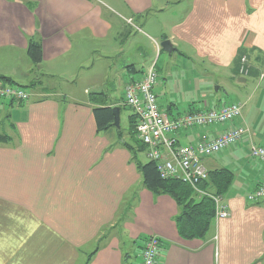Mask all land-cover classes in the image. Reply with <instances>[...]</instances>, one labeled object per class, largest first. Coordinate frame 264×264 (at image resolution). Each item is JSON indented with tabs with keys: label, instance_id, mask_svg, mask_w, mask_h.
<instances>
[{
	"label": "crops",
	"instance_id": "obj_1",
	"mask_svg": "<svg viewBox=\"0 0 264 264\" xmlns=\"http://www.w3.org/2000/svg\"><path fill=\"white\" fill-rule=\"evenodd\" d=\"M131 31L153 39L157 56L155 42L171 40L168 56L181 58L178 73L156 70L157 101L170 116L216 108L229 93L243 104L234 122L176 134L187 145L234 123L250 130L202 161L207 170L230 169L233 181L223 195L228 217L201 239L179 236L177 204L147 189L137 165L146 152L126 146L124 87L157 65L143 61V47L142 58L128 56ZM30 41L41 45L38 63L27 54ZM2 77L31 96L0 99V264H76L90 243L98 245L84 264H138L151 235L160 240L155 264H264V199H247L264 179L248 147L264 146V0H0ZM56 80L74 90L57 89ZM101 106H118L120 121L128 111L126 134L97 128L93 109Z\"/></svg>",
	"mask_w": 264,
	"mask_h": 264
},
{
	"label": "built area",
	"instance_id": "obj_2",
	"mask_svg": "<svg viewBox=\"0 0 264 264\" xmlns=\"http://www.w3.org/2000/svg\"><path fill=\"white\" fill-rule=\"evenodd\" d=\"M155 44L158 48L159 44L157 42ZM244 62L245 56H242L240 66L242 73L247 71ZM156 82L157 71L153 62L141 77L128 81L124 87V103L135 116L136 136L144 144L147 158L155 162L162 178L179 179L191 185L198 196H209L214 203V220L228 217L229 208L223 196L206 192L199 187V183L208 175L202 161L205 157L236 145L244 135L250 134L248 126L243 122L234 123L217 136L197 144L181 145L176 134L194 127L234 122L241 117L243 104L231 102L209 108L207 103H204L199 109H189L183 114L170 116L158 104L154 91ZM30 96L27 88L0 81V99L25 103ZM248 147L250 156L264 163V146L250 140ZM247 199L252 202L264 199V179L247 195ZM159 245L158 236H148L142 248L139 264H155Z\"/></svg>",
	"mask_w": 264,
	"mask_h": 264
},
{
	"label": "trees",
	"instance_id": "obj_3",
	"mask_svg": "<svg viewBox=\"0 0 264 264\" xmlns=\"http://www.w3.org/2000/svg\"><path fill=\"white\" fill-rule=\"evenodd\" d=\"M27 54L33 63L40 62L42 58L40 43L30 41L27 46ZM2 79H5L6 83H11L6 77H2ZM93 115L99 130H105L113 126L114 117L111 107H96L93 109ZM130 118L131 130L128 133L132 144L128 145L126 143V146L131 151L137 148L140 152H144L145 146L136 136V119L133 113ZM118 133L119 136H122L121 130ZM137 165L147 189L154 194L166 193L177 204L178 212L174 217V222L179 236L189 240L204 237L214 220V203L212 199L207 195L197 197L192 186L179 179L162 178L153 160L147 159L144 163L137 161ZM232 181V171L220 167L208 170L207 178L199 183V187L209 193L224 195L231 186ZM94 253L95 251H92L89 254L87 262Z\"/></svg>",
	"mask_w": 264,
	"mask_h": 264
},
{
	"label": "rangeland",
	"instance_id": "obj_4",
	"mask_svg": "<svg viewBox=\"0 0 264 264\" xmlns=\"http://www.w3.org/2000/svg\"><path fill=\"white\" fill-rule=\"evenodd\" d=\"M127 21L130 24L132 23L131 19H127ZM145 38H148V37H143V35L141 33H138L136 31L135 32L131 31L129 40L124 43L125 49L128 52L127 54H128L129 57L135 58V59L142 58V57H140V55H141V52H142L141 47H143L144 50H145V52H142V53H145V59L143 61L148 64L149 61H152L153 59H156V62H157L156 70L158 72L163 71V73L166 74V72L169 71V70L170 71L173 70V73L174 72L178 73L180 70H184V68L181 65H176L179 60L181 62V58L180 57H175V58L171 57L170 58L168 56V54L166 52H164L162 49L159 52L160 55L158 54V56H157L156 50L153 52V49H155L154 48V44H153V39L151 40L150 38L149 39H145ZM137 40L139 41V46L137 47V49H134L133 48L134 45L137 46ZM134 42H136V43H134ZM193 67H194L193 68L194 72H197L198 68H196L195 65ZM197 67H199V66H197ZM208 70H210L212 72L214 70L218 71L216 68H213L211 66L208 67ZM186 72H187V70H186ZM168 79H171V80L174 81V77H169ZM168 84L170 85V83H168ZM236 84H237L236 79H233V82H227L226 90L229 91L228 88L229 87L233 88L234 86H236ZM55 86L57 87V89L60 88V86L63 87V89L65 87L66 91L69 88H71V90H74V86H71L70 84H67V83H63L62 80L61 81L56 80V85ZM235 101H237V100L234 97V95L232 93H229V95H227L224 98L220 99L218 102H221V103L224 104V103H231V102H235ZM192 102L197 104L196 103L197 100H193ZM192 102H190V103H192ZM119 126H120V129H122V131L126 134L127 130H128V111H126V110L123 111V116H122L121 121L119 122ZM125 137H126V135H125ZM139 158L142 161H146L147 160V158L145 157L144 154H139ZM163 194L169 196L170 198H172L170 195H168L166 193H163ZM96 245H98V244L97 243H90V244L86 245L83 248L82 258L76 264H84L88 253L93 251L97 247ZM129 262L131 263V260H129Z\"/></svg>",
	"mask_w": 264,
	"mask_h": 264
},
{
	"label": "water",
	"instance_id": "obj_5",
	"mask_svg": "<svg viewBox=\"0 0 264 264\" xmlns=\"http://www.w3.org/2000/svg\"><path fill=\"white\" fill-rule=\"evenodd\" d=\"M159 46L164 52H166L168 54H170L171 52L176 50V48L173 46L171 40H169V39H164V40L160 41ZM112 112H113V117H114L113 125L117 129H119L120 128V126H119L120 108L118 106H114V107H112Z\"/></svg>",
	"mask_w": 264,
	"mask_h": 264
}]
</instances>
